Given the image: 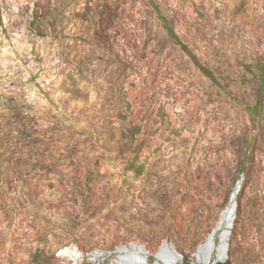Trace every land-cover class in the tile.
Returning <instances> with one entry per match:
<instances>
[{
	"label": "rangeland",
	"instance_id": "1",
	"mask_svg": "<svg viewBox=\"0 0 264 264\" xmlns=\"http://www.w3.org/2000/svg\"><path fill=\"white\" fill-rule=\"evenodd\" d=\"M261 68L264 0H0V264H264Z\"/></svg>",
	"mask_w": 264,
	"mask_h": 264
},
{
	"label": "bare ground",
	"instance_id": "2",
	"mask_svg": "<svg viewBox=\"0 0 264 264\" xmlns=\"http://www.w3.org/2000/svg\"><path fill=\"white\" fill-rule=\"evenodd\" d=\"M195 172H197V170ZM192 189H196L195 185L192 186ZM196 191H197V189H196ZM227 238H228V232L225 231L220 237V245L218 247V257L221 260H223L225 258V255H226L225 252H226V248H227ZM212 248H213L212 242L208 241V243L202 249H200V257L202 259H199V260H202L204 262L207 261L210 257ZM164 257L169 259L165 255H164Z\"/></svg>",
	"mask_w": 264,
	"mask_h": 264
},
{
	"label": "flooded vegetation",
	"instance_id": "3",
	"mask_svg": "<svg viewBox=\"0 0 264 264\" xmlns=\"http://www.w3.org/2000/svg\"><path fill=\"white\" fill-rule=\"evenodd\" d=\"M212 242V241H211ZM219 242H220V240H219ZM212 246H213V248H212V250H211V254H210V257H209V259L207 260V261H202V260H199V259H202L201 257H200V255H199V259H198V261L199 262H202V263H204V264H226L227 262H224V261H222L219 257H218V248H217V254H214V252H215V244H214V242H212ZM218 247H219V245H218ZM188 260L186 259V260H184V262L182 261V263H178V264H188Z\"/></svg>",
	"mask_w": 264,
	"mask_h": 264
},
{
	"label": "water",
	"instance_id": "4",
	"mask_svg": "<svg viewBox=\"0 0 264 264\" xmlns=\"http://www.w3.org/2000/svg\"><path fill=\"white\" fill-rule=\"evenodd\" d=\"M231 224V223H230ZM228 227H230V225H227V228ZM135 247L134 246H132V245H127V246H124V247H122L121 249H117L114 253H119V254H121V253H123V254H125L126 252H128L129 251V249H134ZM157 257L159 258V259H161L162 257H164V255L162 254V249L157 253ZM163 259V258H162ZM167 264V263H166Z\"/></svg>",
	"mask_w": 264,
	"mask_h": 264
},
{
	"label": "trees",
	"instance_id": "5",
	"mask_svg": "<svg viewBox=\"0 0 264 264\" xmlns=\"http://www.w3.org/2000/svg\"><path fill=\"white\" fill-rule=\"evenodd\" d=\"M261 74H262V77H263V80H264V68H261ZM226 264H228V263H226Z\"/></svg>",
	"mask_w": 264,
	"mask_h": 264
}]
</instances>
